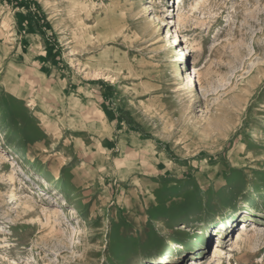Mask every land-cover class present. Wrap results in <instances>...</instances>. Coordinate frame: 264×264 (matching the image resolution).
<instances>
[{"label": "rangeland", "instance_id": "obj_1", "mask_svg": "<svg viewBox=\"0 0 264 264\" xmlns=\"http://www.w3.org/2000/svg\"><path fill=\"white\" fill-rule=\"evenodd\" d=\"M31 1L47 29L0 0V264H264V0Z\"/></svg>", "mask_w": 264, "mask_h": 264}, {"label": "trees", "instance_id": "obj_2", "mask_svg": "<svg viewBox=\"0 0 264 264\" xmlns=\"http://www.w3.org/2000/svg\"><path fill=\"white\" fill-rule=\"evenodd\" d=\"M11 1V6L18 9H24L27 11V16L29 19H31V22L36 23L40 28H46L48 27L44 15L42 14L38 4L31 0H8ZM18 18L22 19L24 18V15L17 14ZM31 22H28L29 24ZM49 55H51V52H48L47 57L45 58L48 60Z\"/></svg>", "mask_w": 264, "mask_h": 264}, {"label": "bare ground", "instance_id": "obj_3", "mask_svg": "<svg viewBox=\"0 0 264 264\" xmlns=\"http://www.w3.org/2000/svg\"><path fill=\"white\" fill-rule=\"evenodd\" d=\"M151 2H155V1H151ZM200 76V74L199 73H196V76ZM245 224H243V225H241L242 226V232L241 233H239L238 234V237H237V239H239V241H243V239L245 238V237H247L248 235H249V232L250 231H252V230H247V226L245 225ZM250 226H252V225H250ZM252 228L253 229H255V227L254 226H252ZM218 234V236H219V232L217 233ZM223 239H219L218 238V242L220 243L221 241H222ZM220 251H221V249H219L218 248V246L215 248V254H217V253H220ZM192 263V262H191ZM193 264H205V262H203V259H199V260H196L195 262H193Z\"/></svg>", "mask_w": 264, "mask_h": 264}, {"label": "crops", "instance_id": "obj_4", "mask_svg": "<svg viewBox=\"0 0 264 264\" xmlns=\"http://www.w3.org/2000/svg\"><path fill=\"white\" fill-rule=\"evenodd\" d=\"M27 36H33V35H25L23 38L24 40H26ZM122 129V128H121ZM121 130H119L118 132H120ZM139 136V135H137ZM114 140L115 138L112 136L111 138H108L107 141H102L101 140V143L103 142L105 144V147L108 148V147H113V146H117L119 143H120V140L119 141H116V143H114ZM141 142V141H140ZM100 143V146L102 147Z\"/></svg>", "mask_w": 264, "mask_h": 264}]
</instances>
